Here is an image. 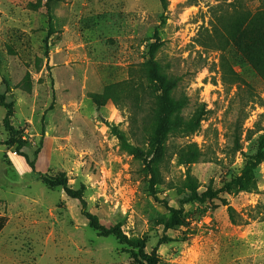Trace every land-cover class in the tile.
<instances>
[{
	"label": "rangeland",
	"instance_id": "obj_1",
	"mask_svg": "<svg viewBox=\"0 0 264 264\" xmlns=\"http://www.w3.org/2000/svg\"><path fill=\"white\" fill-rule=\"evenodd\" d=\"M152 56L180 77L183 115L202 113L195 134L167 143L169 155L194 143L202 158L178 166L173 156L155 194L117 136L140 144V126L104 92ZM0 96L18 133L5 130L0 105V264L137 261L138 250L96 231L80 202L29 162L79 192L101 225L142 241L157 264H264V160L253 193L182 204L181 192L186 173L200 194L219 191L248 158L264 159V0H0ZM170 208L187 222L164 230Z\"/></svg>",
	"mask_w": 264,
	"mask_h": 264
},
{
	"label": "trees",
	"instance_id": "obj_2",
	"mask_svg": "<svg viewBox=\"0 0 264 264\" xmlns=\"http://www.w3.org/2000/svg\"><path fill=\"white\" fill-rule=\"evenodd\" d=\"M166 5V0H159ZM180 77L170 73L160 60L152 56L149 60L136 65L130 71L127 80L109 85L105 88V96L120 109L127 110L128 121L132 127L140 126V144H134L126 132H117L121 147L136 160H143V165L149 179V190L155 192L156 188L163 185L164 167L172 161L175 156V163L178 166H187L199 162L202 153L194 143L187 142L169 155L167 143L170 138L177 137L186 139L195 134L200 128L202 113L196 107L190 116L183 115L188 107L189 98L184 93H178ZM0 105L8 108V113L4 119V128L11 136L18 135L11 126L9 117L12 108L11 103H7L3 96H0ZM139 131V130H138ZM133 138L137 139V132L130 131ZM262 132L257 138L258 150L264 151V128L257 130ZM17 145L16 152L25 145L24 141H14ZM18 142V143H17ZM14 143V144H15ZM238 141L234 152L240 150ZM27 160V159H26ZM259 156L248 158L239 176L226 182L219 191L207 190L204 193L198 192V181L189 173L184 175L181 182V192L183 195L182 204L206 203L218 199L219 193L231 194L233 191L253 193L257 190L259 180V165L263 162ZM28 163V160L26 161ZM34 173L41 176V180L49 187H61L66 195L78 200L81 204L82 215L92 224L93 228L100 234L112 235L120 243L138 250L135 254L136 264H157L158 260L153 252L145 253L142 241H131L121 231L118 225L106 228L100 224L98 218L87 212L86 202L77 191L70 189L62 178H52L36 172L34 162L28 163ZM155 194V193H154ZM232 223H235L233 209L225 201H222ZM169 217L163 223L164 230L176 229L186 224L187 215L182 214V210L170 208ZM6 224V219L0 217V232Z\"/></svg>",
	"mask_w": 264,
	"mask_h": 264
}]
</instances>
